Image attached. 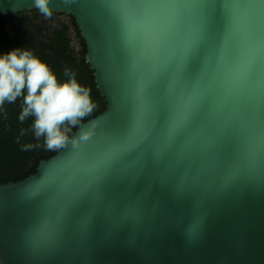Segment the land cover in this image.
<instances>
[{
	"label": "water",
	"instance_id": "obj_1",
	"mask_svg": "<svg viewBox=\"0 0 264 264\" xmlns=\"http://www.w3.org/2000/svg\"><path fill=\"white\" fill-rule=\"evenodd\" d=\"M116 2L50 0L74 20L104 110L72 132L94 125L79 149L0 184V264H264V0H119L168 16L146 47L128 44ZM33 9L0 0V16ZM139 81L143 128L96 169L133 135Z\"/></svg>",
	"mask_w": 264,
	"mask_h": 264
},
{
	"label": "trees",
	"instance_id": "obj_2",
	"mask_svg": "<svg viewBox=\"0 0 264 264\" xmlns=\"http://www.w3.org/2000/svg\"><path fill=\"white\" fill-rule=\"evenodd\" d=\"M16 48L30 50L53 70L60 82L67 79L64 76L66 68L76 73L78 83L91 90L92 101L97 104L93 113L82 122L104 110L92 71L84 61V42L70 16L52 13L51 19H45L37 9L0 16V56ZM21 104L22 100L18 98L14 103H6L5 111H0V184L19 181L34 173L40 160L48 159L56 152L45 150L43 140L37 141L30 130L20 135L22 129H30L33 121L31 117L23 123L19 121ZM26 144L41 146L22 151Z\"/></svg>",
	"mask_w": 264,
	"mask_h": 264
},
{
	"label": "clouds",
	"instance_id": "obj_3",
	"mask_svg": "<svg viewBox=\"0 0 264 264\" xmlns=\"http://www.w3.org/2000/svg\"><path fill=\"white\" fill-rule=\"evenodd\" d=\"M71 3V0H64ZM50 0H34V5L45 19H51ZM67 79L60 82L53 70L30 50L16 48L0 56V111L6 103L22 100L19 121L33 118L30 129L37 141L43 140L47 151H60L71 145L79 149L83 142L94 136V125L72 134L73 128L81 129L82 121L97 108L92 101L91 90L82 86L71 69L64 70ZM19 143V138L17 139ZM40 144H26L22 151L40 147Z\"/></svg>",
	"mask_w": 264,
	"mask_h": 264
},
{
	"label": "snow or ice",
	"instance_id": "obj_4",
	"mask_svg": "<svg viewBox=\"0 0 264 264\" xmlns=\"http://www.w3.org/2000/svg\"><path fill=\"white\" fill-rule=\"evenodd\" d=\"M120 15L123 34L130 46H134L137 40H142L146 47V37L148 33L156 28L157 22L161 19L167 20L168 16L161 14L157 9L146 7L142 12H137L131 8L127 3H122L117 0L113 5ZM232 17L231 30L226 36V41L235 36L238 29L240 21V7L238 5H233L230 9ZM247 74L251 72V65L245 70ZM239 75V63L236 70L233 73V78L235 79ZM196 98V93L194 92L178 109L176 122L182 123L191 111L193 101ZM137 99V113L135 117L133 135L130 136L126 144L122 145H112L107 152L104 153L103 157L96 164V169H99L108 163H110L119 153L129 144L133 143L136 137L139 135L143 128L144 116L147 110L146 101L144 99V83L139 81L137 84L136 91Z\"/></svg>",
	"mask_w": 264,
	"mask_h": 264
}]
</instances>
